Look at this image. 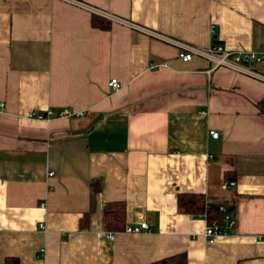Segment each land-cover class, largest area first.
<instances>
[{"label":"crops","instance_id":"crops-1","mask_svg":"<svg viewBox=\"0 0 264 264\" xmlns=\"http://www.w3.org/2000/svg\"><path fill=\"white\" fill-rule=\"evenodd\" d=\"M80 1L196 47L213 25L227 50L264 48V0ZM92 14L0 0V264H264V83ZM179 194L222 208L212 242ZM116 205L122 226H105Z\"/></svg>","mask_w":264,"mask_h":264},{"label":"built area","instance_id":"built-area-1","mask_svg":"<svg viewBox=\"0 0 264 264\" xmlns=\"http://www.w3.org/2000/svg\"><path fill=\"white\" fill-rule=\"evenodd\" d=\"M60 1H63L65 3L77 7L87 8V10H90L99 16L108 18L110 21L117 22L130 29H133L138 32H142L146 35H149L165 43H169L176 48V56L182 62H188L194 57L201 58L209 62L211 68H219V67L225 68L234 73L241 74L251 79L264 83V75L255 69L256 64L264 63V48L257 51L227 50L223 47L221 43H218L217 41L214 40L215 31L213 25H210L208 29L209 36L211 37L210 44L207 47L200 48L193 45L185 44L181 41L163 36L156 32L146 30L137 25H133L132 23H129L124 19L115 17L107 13H103L102 11H99L96 8H93L89 5H85L80 0H60ZM108 86L111 87V89H116L119 87V84L115 78H112L109 80ZM1 105L2 104L0 103V106ZM201 113H204V111H201ZM49 114L50 112H46L43 114L35 111H30L26 114V116L32 119L42 120L45 119ZM82 114L83 113L81 111H71L70 109H64L60 111L57 115L63 117H72V116L80 117L82 116ZM208 135L212 138L217 137V133L213 130H209ZM50 174L51 173H49V175ZM233 185H234L233 181H227V182L224 181L222 183L223 188H229L232 187ZM219 209L222 208L219 207ZM223 217L228 220L229 224L233 222L232 220H229L226 215H223ZM39 226L42 227L43 224L39 223ZM148 226L149 225L146 221L141 220L137 225H125L124 231L130 233H137L141 230H147ZM221 232H222V226L218 224L217 219L213 218L207 223V225H205L202 231V235L205 237L207 242H212L215 236ZM105 236L108 239L112 240L114 234L112 232L106 231ZM40 250H42V248H40Z\"/></svg>","mask_w":264,"mask_h":264},{"label":"trees","instance_id":"trees-1","mask_svg":"<svg viewBox=\"0 0 264 264\" xmlns=\"http://www.w3.org/2000/svg\"><path fill=\"white\" fill-rule=\"evenodd\" d=\"M109 20L100 17L98 15H91V24L95 27L104 28L107 27ZM259 112L264 114V101H261L257 104ZM177 204L180 208L188 211V212H203L206 216L207 220L210 221L213 218L218 217L219 209L218 206L209 203L207 207L204 206V202L202 200V196L196 194H179L177 195ZM109 206V205H107ZM105 219V226H112L115 228H120L122 226V216L123 210L122 207H118L113 210H109V207H105L103 209ZM123 228V227H122ZM185 255L183 253H177L175 255L167 256L160 258L156 261H153L149 264H185Z\"/></svg>","mask_w":264,"mask_h":264}]
</instances>
